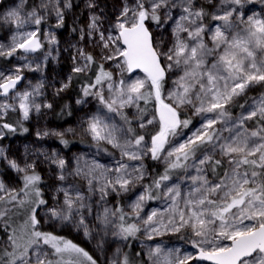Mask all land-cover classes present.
Wrapping results in <instances>:
<instances>
[{"label":"snow or ice","instance_id":"6c2138e0","mask_svg":"<svg viewBox=\"0 0 264 264\" xmlns=\"http://www.w3.org/2000/svg\"><path fill=\"white\" fill-rule=\"evenodd\" d=\"M253 2L247 0V3ZM209 3L212 4V0ZM244 4L245 0H220V8L212 19L222 24L215 26L214 31L206 30L203 19L208 13L203 7H197L195 0H131L104 30L98 23L101 16L93 14L90 17L87 35L100 49L99 59L115 61L121 79L114 80L113 73L100 63L94 83L88 84L83 94L96 98L108 113L121 116L127 127L110 123L98 113L83 122L80 132L90 137L97 149L108 151L105 145L117 149L120 160L108 168L98 163L80 166L78 158L75 170L66 174V161L58 153L41 155L59 169V181L64 182L68 175L79 177L86 181L90 193H100L101 202H106L110 194L119 196L129 192L145 179L144 156L150 153L152 160L165 163L163 174L153 178L151 184H145L143 192L131 203L130 213L117 206L103 207L102 212L95 214V220L102 226L97 230L105 234L111 225L118 229L112 233L114 236L123 240L135 238L141 228L126 220L134 215L144 225L143 231L149 241L156 236L184 233L183 238L196 250L183 254L179 247L165 248L157 243L154 247L147 246L148 264H192L193 261L264 264V94L247 98L251 87H264V17L245 18L240 12ZM70 6L69 3L60 5L59 0H48L41 5L45 10L51 8L56 16V27L63 25V9ZM89 7L93 5L89 3ZM44 19L45 16L36 10L26 19L21 18L17 9L9 11L6 22L11 21L20 29L31 21L37 29L14 35L7 47L0 45V57L11 58L18 51H38L42 44L37 32ZM149 21L158 28L169 22L174 24L171 47L157 44ZM209 32L211 47L205 43ZM84 38L82 30L81 39ZM49 42L55 43V36H50ZM78 55L83 64L73 68L75 73L88 72L97 64V56L91 53L79 49ZM209 56L213 57L211 61ZM174 69H181L182 74L173 80V88L165 95L168 73ZM136 70L143 72L144 78H133ZM125 72L129 74L127 79L123 77ZM22 78L19 66L10 74L0 72V97L7 98L0 101V121H3L0 138L5 129L8 132L17 130L4 120L9 112L18 111L22 120H28L33 109L39 112L41 107H52L36 103L34 98L40 94L41 85L32 91L11 95ZM63 87L67 88L68 84ZM242 97L245 98L243 103L240 102ZM150 104L155 116L146 119ZM233 106L242 110L235 118L231 111ZM126 108L136 109L141 129L158 122L150 145L145 134L135 131L124 112ZM187 108L201 117V126L191 135L182 131L192 123L190 119H182V110ZM249 121L257 126L249 125ZM225 132L228 135H224ZM54 135L67 146L63 133ZM0 160L21 174L22 180L18 189H9L0 182V221L5 223V231L10 227L6 217L10 220L13 214L19 215L20 210L26 216L19 229L13 228L7 243L0 248V264H84L85 260L88 264H96L76 243L38 227L41 221L37 209L47 204L40 187L42 176L37 171L38 162L26 160L21 166L9 159L3 149H0ZM125 160L141 163L129 164ZM225 163L227 168H224ZM189 168L195 169L196 174L189 176L191 187L186 194L179 186L166 183L175 170ZM209 169L212 179L207 176ZM56 192L63 193V202L53 197L56 203L47 209L48 220L63 226L71 224L90 237L92 229L85 212L91 216L94 209L86 202L88 197L75 184L65 187L61 183ZM158 198L170 203L162 212L154 210L146 219L141 217L144 202ZM136 255L141 256L140 264H144L143 255ZM110 264H133V261L127 253L121 258L118 249Z\"/></svg>","mask_w":264,"mask_h":264},{"label":"rangeland","instance_id":"374dc122","mask_svg":"<svg viewBox=\"0 0 264 264\" xmlns=\"http://www.w3.org/2000/svg\"><path fill=\"white\" fill-rule=\"evenodd\" d=\"M48 0H0V45L7 47L12 42V37L19 33L34 31L37 26L29 21L22 28L18 29L11 21H5L6 14L17 9L22 19L28 18V14L34 10L38 11L40 15H44L45 19L39 26L37 32V38L41 41L42 47L34 54L30 56L24 55L18 51L13 57L7 58L6 63L0 62V72L10 74L15 71L16 67H21V84L13 91L11 95L16 92L23 93L24 91H32L37 85H41L40 94L34 99L36 103L51 104V108L41 107L39 112L34 109L30 112L28 120H22L18 111H11L5 117L4 120L22 129V135L24 137L9 138L6 133L0 138V149H3L5 155L9 159H14L23 166L24 162L36 161L38 162L37 171L42 176V183L40 185L42 189L43 198L47 201L46 205H41L38 209V218L41 223L38 227L43 231L53 232L59 236L64 237L67 240L76 243L82 247L89 255L96 261V264H110V262L116 257L117 250H120L121 257L123 250L126 246V241L114 236L112 233L118 229L111 225L107 229V234L103 230L98 231V228L102 226L98 225L95 220L96 212H102L103 207L114 208L120 206L125 212H131V203L135 201L137 196L143 192L144 184L150 179L151 172L145 164L147 157L151 156L150 153L143 158V165L145 170V179L132 187L129 192L121 193L119 196L116 194H110L106 202L100 201V193H90L88 191L87 183L83 179L74 175H68L64 182L57 179L59 169L56 165L51 164L45 160L44 155L41 153H47L49 156L53 151L59 154V156L66 161L65 173L73 172L77 167V160L79 158L80 166L87 164L98 163L104 167H113L117 160H120V153L117 149H113L110 145L104 147L108 151L103 149H97L91 141L90 137L82 136L80 129L83 122L92 115L102 113L108 122L116 124L117 126H124V121L121 116L115 113H108L98 100L92 96H84L83 91L75 96L69 92L71 85L73 68L78 64L82 65L83 60L78 55V50L82 49L86 53H91L97 56V64H104L105 70L113 73V78L117 82L121 79L119 70L115 67V61H101L97 55L100 49L95 47L92 39L88 37V24L90 23L91 15L95 14L101 16V20L98 22L101 29H108L110 22H114L116 16L121 12L123 6L126 3H130L131 0H59L60 5L69 3L71 6L63 9L64 23L61 27H56V16L52 13L51 8L45 10L41 7L42 3H47ZM89 3L93 7H89ZM197 7H203L208 13L204 17L203 23L206 30H215V26L222 24L221 21H214L212 15L215 14L220 8V0H212V4L209 0H195ZM213 4L216 7H213ZM234 7V6H232ZM178 11V10H173ZM240 12L247 16L257 15L264 17V3L260 0H254L253 3L245 4ZM51 13V14H49ZM149 27L152 30L153 36L157 44L161 47H171L173 36L172 29L174 24L169 22L164 27L158 28L151 21L148 22ZM84 32V39H81V32ZM186 35V34H182ZM211 33L205 37V43L211 47L212 42L209 38ZM50 36H55V43H50ZM98 39V35L96 37ZM23 57V59H21ZM6 59V58H5ZM6 59V60H7ZM213 57L209 56L208 60L211 61ZM165 63H167L165 61ZM28 65V67H24ZM86 73V72H85ZM182 74L181 69H174V71L168 73V79L165 84V92L173 88V80L178 75ZM128 73L125 72L123 77L128 78ZM133 78H144V73L137 72L132 74ZM68 84L67 88L63 86ZM63 89L62 91H58ZM105 94H107V87L104 88ZM255 93L252 97L258 98L261 94H264V87L255 85L248 90L247 95ZM7 98L1 97L0 101ZM241 99V98H240ZM81 103H77V101ZM62 101V102H61ZM251 103V99H249ZM65 106L70 108L71 115L70 120L63 123H57L53 120V112L58 106ZM232 110V109H231ZM241 109L232 112L233 117H238L241 113ZM126 115L132 121V126L139 134H145L146 140L150 145L151 134H154L158 130V122L155 126L149 125L146 129L139 127L140 120L137 118V111L135 108L124 109ZM155 113L152 111L146 116V119H152ZM182 119H190L192 123L188 128L183 129V133L191 135L193 131L201 126V117L193 114L191 108L182 110ZM19 121V123H17ZM3 121H0L2 123ZM8 122V123H9ZM249 125L255 127L251 121ZM217 127H220L219 125ZM27 131H24V129ZM47 133V135H45ZM54 133H63L64 139L68 141L67 146L60 143V138ZM228 135V133H224ZM185 137H178L177 139H183ZM216 158L219 159L217 156ZM129 164H140L141 161H126ZM156 164L161 167V174L165 169V163L163 161L155 160ZM191 163V162H189ZM228 165L225 163L224 168ZM172 179L166 182L169 186H179L181 192L186 194L191 187L190 175H195V169L189 168L187 171L184 169H177L172 173ZM111 175V174H110ZM209 179L213 178V174L210 171L207 172ZM0 182H3L9 189H18L22 185L21 174L13 171L7 166L4 160H0ZM63 183L65 187L70 184L79 186L83 194L88 197L87 203L91 204L94 212L93 215L88 216L85 212L87 221L92 229L91 236L86 237L83 229L77 230L73 225L66 226L61 225L59 222L49 221L46 212L49 206L54 205L56 200L53 199L57 196L59 201L63 202V193H57L56 189ZM170 201H165L162 198L151 199L144 202L143 211L140 213L141 217L145 218L152 211L162 212ZM16 210H14L15 213ZM134 220L132 223H137L141 228V231L136 234L137 241L134 243L135 248L139 253L143 255L144 264H148L147 261V246H155L157 243L161 244L165 248H177L182 250L183 254L195 253V249L192 248L188 239L183 238L184 233L166 234L163 236H156L152 241H149L143 231L144 225L142 222L137 221L133 215ZM26 216L23 210H20L19 215L13 214L9 220L7 217L5 220L10 225L7 231H5V223L0 221V248L7 243L8 234L13 228L19 229ZM245 223H248L247 221ZM117 224V220H116ZM187 236L191 238V234L187 233ZM224 243H229L225 241ZM141 261V256H140ZM84 264H88L85 260ZM192 264H209L205 261H193Z\"/></svg>","mask_w":264,"mask_h":264},{"label":"trees","instance_id":"16d2710c","mask_svg":"<svg viewBox=\"0 0 264 264\" xmlns=\"http://www.w3.org/2000/svg\"><path fill=\"white\" fill-rule=\"evenodd\" d=\"M7 61H8V59L6 60L4 57H0L1 63H6ZM97 68H98V64L92 66V68L86 73H74L72 75V78H71V85L69 88V92L71 94H74L75 96H80L79 94L81 93V91H83V89L88 84L94 83L95 73L97 71ZM254 94L255 93L247 95V98H251V96H253ZM244 100H245V98L242 97L240 99V102L243 103ZM141 106L143 107V102H141ZM147 107H148V112L146 113V116L149 115V113L153 111L151 104L148 105ZM69 109L70 108H65L64 105L58 106L56 108V110L53 112V115H52L53 120L57 123H63L65 121L70 120L71 115H70ZM238 109H239V107L233 106L231 111L233 112V111L238 110ZM5 121L9 122V120H5ZM251 122L253 124H255L254 121H251ZM15 127L17 129L15 132H8V130H6V129L4 130V132L11 139H13L14 137H17V136L24 137L25 135H22L23 133H21L22 129H20L17 126H15ZM145 164L151 172V177H150V179H148V181L145 184H151L152 179L158 177L162 173L161 172L162 169L159 165L156 164L155 160L151 159V156L147 157V159L145 160ZM208 171H210V173L213 174L210 169ZM126 220L128 223H132L134 218H133V216L126 217ZM117 224H119V220H117ZM125 241H126V246L123 250L122 255L124 253H127L129 255L130 260L133 261V264H140V256L136 255L137 253H139V251H138V249L135 248V245H134V243L137 241V237L136 236H135V238L130 237L128 240H125Z\"/></svg>","mask_w":264,"mask_h":264},{"label":"water","instance_id":"95a60500","mask_svg":"<svg viewBox=\"0 0 264 264\" xmlns=\"http://www.w3.org/2000/svg\"><path fill=\"white\" fill-rule=\"evenodd\" d=\"M20 52H22V51H20ZM37 52V51H36ZM36 52H34V53H23L24 55H26V56H30V55H34ZM137 72H141V71H139V70H136L134 73H137ZM141 73H143V72H141ZM22 81V80H21ZM21 81L17 84V87L21 84ZM17 87H16V89H17ZM15 89V90H16ZM14 91V90H13ZM1 98V97H0ZM205 262H207V261H205ZM209 263V262H208Z\"/></svg>","mask_w":264,"mask_h":264}]
</instances>
